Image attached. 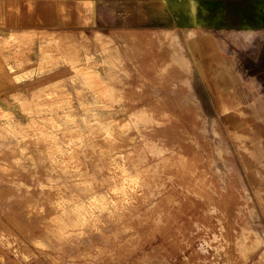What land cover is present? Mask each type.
Listing matches in <instances>:
<instances>
[{
  "label": "rangeland",
  "instance_id": "374dc122",
  "mask_svg": "<svg viewBox=\"0 0 264 264\" xmlns=\"http://www.w3.org/2000/svg\"><path fill=\"white\" fill-rule=\"evenodd\" d=\"M194 1L195 23L168 0L171 22L210 37V62L144 81L166 105L89 110L81 83L109 93L91 79L71 105L4 101L1 243L23 264H264V0Z\"/></svg>",
  "mask_w": 264,
  "mask_h": 264
},
{
  "label": "crops",
  "instance_id": "0c3cea01",
  "mask_svg": "<svg viewBox=\"0 0 264 264\" xmlns=\"http://www.w3.org/2000/svg\"><path fill=\"white\" fill-rule=\"evenodd\" d=\"M167 2L0 0V111L8 110L4 101L55 96L71 105L73 81L87 79L109 92L101 98L80 84V103L95 106L92 111H150L152 96L155 105H166L167 93L156 88L153 95L144 81L189 78L192 55L209 65L212 44L209 36H185L183 25L171 22ZM199 38L207 40L202 59L193 48ZM2 235L0 264H23L1 243ZM60 259L37 256L29 264H71Z\"/></svg>",
  "mask_w": 264,
  "mask_h": 264
},
{
  "label": "bare ground",
  "instance_id": "6f19581e",
  "mask_svg": "<svg viewBox=\"0 0 264 264\" xmlns=\"http://www.w3.org/2000/svg\"><path fill=\"white\" fill-rule=\"evenodd\" d=\"M192 3V12H191V21H194V23L196 22V19H197V4H196V1L194 0H190ZM55 33V32H54ZM206 41L207 40H204V38H199V40H196L193 42V45H195L197 47V45H201V47L198 49L196 48L195 49V52H197V54H199L200 58L203 57V51H204V48H205V44H206ZM183 67H186L187 68V64L186 63H182ZM231 92L233 93V91L231 90ZM44 141V140H43ZM67 141V140H66ZM251 141V140H250ZM70 143V142H69ZM67 144H65L66 146ZM255 153V152H254ZM222 157V156H221ZM77 164V163H75ZM251 198V197H250ZM36 215V214H35ZM18 225V224H17ZM19 228V227H18ZM22 228V227H21ZM20 228V230H21ZM23 229V228H22ZM262 242V241H261ZM23 249V248H22ZM24 251V250H23ZM253 252V251H252ZM251 252V253H252ZM26 253V252H25ZM248 259V255L245 256V260ZM250 259V258H249Z\"/></svg>",
  "mask_w": 264,
  "mask_h": 264
}]
</instances>
